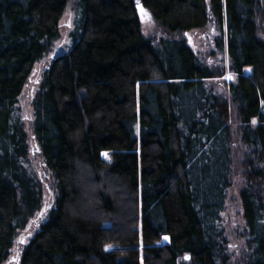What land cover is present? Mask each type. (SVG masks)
<instances>
[{
  "label": "trees",
  "instance_id": "obj_1",
  "mask_svg": "<svg viewBox=\"0 0 264 264\" xmlns=\"http://www.w3.org/2000/svg\"><path fill=\"white\" fill-rule=\"evenodd\" d=\"M68 1L0 0V264L42 206L16 104ZM77 9L72 47L33 100V138L57 198L16 264H231L221 223L233 174L242 263L264 264V0H78ZM210 22L228 70L189 46L190 31ZM228 72L227 94L207 84Z\"/></svg>",
  "mask_w": 264,
  "mask_h": 264
},
{
  "label": "rangeland",
  "instance_id": "obj_2",
  "mask_svg": "<svg viewBox=\"0 0 264 264\" xmlns=\"http://www.w3.org/2000/svg\"><path fill=\"white\" fill-rule=\"evenodd\" d=\"M78 0H69L65 13L62 17L58 37L53 41L47 54L38 61L31 71L27 83L21 93L16 107L17 118L25 125L29 136L30 155L28 169L31 175L40 183L42 187V206L40 210L30 220L28 226L16 237L10 255L4 264H16L22 248L34 236L40 224L44 222L54 207L57 198V186L51 172L46 167L43 158L39 154L36 142L33 138L32 124L34 120L33 100L39 89L43 72L52 61L67 53L73 44V33L76 28V19L78 15ZM144 32L150 38L160 40L163 36L161 29L151 20L146 19L144 23ZM219 31L214 24L210 22L202 29L192 30L189 33V46L197 54L200 61L207 65H216L227 68L229 59L226 46L219 49L216 46V38ZM228 70V68L226 69ZM245 73H250L246 69ZM234 80L231 73H226L221 79L208 80V85H214L219 92L227 94L224 82ZM103 153V158H105ZM108 154V153H107ZM106 160H109V155ZM233 184L229 191L227 205L222 214V227L225 229L227 239L228 253L231 257V264H243V257L247 251L245 222L243 218L242 204L240 200V190L242 188V179L237 174H233ZM168 239H165L167 242Z\"/></svg>",
  "mask_w": 264,
  "mask_h": 264
},
{
  "label": "snow or ice",
  "instance_id": "obj_3",
  "mask_svg": "<svg viewBox=\"0 0 264 264\" xmlns=\"http://www.w3.org/2000/svg\"><path fill=\"white\" fill-rule=\"evenodd\" d=\"M104 156H105V158L107 159V157H108V154H107V153H105V154H104ZM165 239H167V237H165Z\"/></svg>",
  "mask_w": 264,
  "mask_h": 264
}]
</instances>
